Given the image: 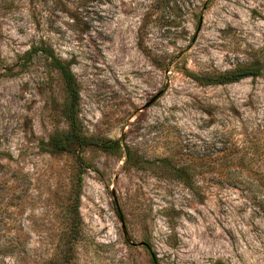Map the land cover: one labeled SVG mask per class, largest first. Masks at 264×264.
I'll return each instance as SVG.
<instances>
[{
	"label": "rangeland",
	"instance_id": "rangeland-1",
	"mask_svg": "<svg viewBox=\"0 0 264 264\" xmlns=\"http://www.w3.org/2000/svg\"><path fill=\"white\" fill-rule=\"evenodd\" d=\"M38 43L74 73L82 132L131 162L45 150L66 92ZM257 58L264 0H0V264H53L71 236L69 264H264V68L219 85L181 70ZM235 139L259 145L246 187L208 170Z\"/></svg>",
	"mask_w": 264,
	"mask_h": 264
},
{
	"label": "trees",
	"instance_id": "trees-1",
	"mask_svg": "<svg viewBox=\"0 0 264 264\" xmlns=\"http://www.w3.org/2000/svg\"><path fill=\"white\" fill-rule=\"evenodd\" d=\"M36 48L47 64L59 72L66 92V99L62 105L61 114L67 121V129L49 136L45 142V150L52 155L61 153L72 154L79 161L86 146H98L108 153L124 156V162H131V150L119 140L102 139L98 141L82 132L78 118L79 87L69 63L56 55L52 48L43 47L42 43L37 45ZM164 66V68L168 67L167 64ZM263 68V61L257 58L252 63L235 66L224 71L210 70L201 74H194L187 71V69L181 70L200 84L219 85L237 82L245 77L260 76ZM256 130L258 132L264 130V125L258 126ZM247 140L246 143L245 140L241 139L218 141L217 147H214L208 153V170H217L220 177L227 179L232 186L237 183H241L244 187L250 185L251 182L257 179L255 176L257 158L253 154L257 152L259 145L256 146V142ZM239 142H244V144L242 145ZM248 149H253L250 151L251 155L248 154ZM168 160L164 159L168 165L172 166V170L177 175L179 174L178 178H181L185 184L189 185L187 180L191 175L187 173L186 168L176 167ZM75 241L76 238L73 236L62 242L60 241L58 251L54 258L51 259L53 264H69L71 262ZM64 247L67 248V251H64ZM39 264H51L50 259L43 257Z\"/></svg>",
	"mask_w": 264,
	"mask_h": 264
},
{
	"label": "water",
	"instance_id": "water-1",
	"mask_svg": "<svg viewBox=\"0 0 264 264\" xmlns=\"http://www.w3.org/2000/svg\"><path fill=\"white\" fill-rule=\"evenodd\" d=\"M153 101V99L151 100V101H149L147 104H149L150 102H152ZM123 228H124V226H123ZM125 230V229H124ZM141 244H144V245H146V243L145 242H142Z\"/></svg>",
	"mask_w": 264,
	"mask_h": 264
}]
</instances>
